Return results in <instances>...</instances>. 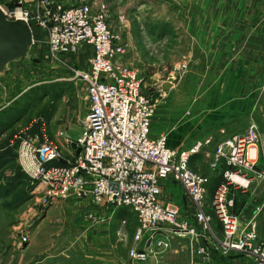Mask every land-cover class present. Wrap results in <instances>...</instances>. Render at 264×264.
<instances>
[{
    "label": "rangeland",
    "instance_id": "rangeland-1",
    "mask_svg": "<svg viewBox=\"0 0 264 264\" xmlns=\"http://www.w3.org/2000/svg\"><path fill=\"white\" fill-rule=\"evenodd\" d=\"M86 1L95 11L106 7L110 29L125 49L122 63L142 78V91L156 107L152 135L163 134L171 149L187 152L208 137L214 146L222 123L232 136L254 126L257 169L262 168L264 0ZM0 5L6 11L15 7ZM31 30V61L22 62L24 67L19 69L12 64L0 76V106L11 103L9 118L21 120L15 133L43 120L47 138L66 148L65 131L72 141L80 138L88 109L85 88L73 79L72 69L87 71L90 54L78 52L85 55L81 61L54 58L45 32L35 26ZM182 65L187 66L186 72L175 71ZM31 133L39 134L38 125H32ZM12 150L9 147L0 155V264H134L127 252L135 246V215L127 209L94 210L88 202L73 200L43 207ZM211 151L202 148L189 161L191 170L209 180V197L226 169L224 164L216 171L209 169ZM167 187L171 193L163 187L161 201L177 208L180 220L192 218L195 223L187 197L186 201L174 184ZM263 195L260 182L234 198L233 211L242 227L253 220L257 235ZM87 212L97 214L100 223L88 224L83 219ZM214 227L219 234L216 223ZM205 238L197 243L190 237L174 239L170 249L184 254L192 250L196 262L200 259L194 249L210 246ZM231 255L251 262L241 254L214 253L208 263Z\"/></svg>",
    "mask_w": 264,
    "mask_h": 264
},
{
    "label": "built area",
    "instance_id": "built-area-1",
    "mask_svg": "<svg viewBox=\"0 0 264 264\" xmlns=\"http://www.w3.org/2000/svg\"><path fill=\"white\" fill-rule=\"evenodd\" d=\"M1 10L8 20L20 18L30 28L45 32L54 58L74 56L81 48L91 52L87 71L72 69L88 103L82 134L75 142L78 155L65 160L61 148L47 138L43 120L14 136L19 169L43 207L73 200L88 202L94 210L127 209L138 222L135 246L128 252L134 264H148L150 258L166 254L173 238L190 237L197 243L204 236L210 246L196 250L201 264H208L214 253L241 254L254 264H264V243L255 223L252 220L242 227L233 211L236 194L264 183V164L257 169L254 126L215 146L209 169L216 171L223 164L226 169L209 197V180L191 170L189 161L211 140L177 152L168 147L165 135L151 134L156 107L143 93L138 72L122 63L125 49L110 29L104 5L95 11L86 0L72 6L36 0L32 9ZM186 70L185 65L175 69ZM32 125L40 126L39 134L31 133ZM165 180L182 188L195 223L180 220L177 208L160 203V183ZM83 219L90 225L100 223L99 216L90 212ZM213 219L219 223L220 234L212 230Z\"/></svg>",
    "mask_w": 264,
    "mask_h": 264
},
{
    "label": "crops",
    "instance_id": "crops-1",
    "mask_svg": "<svg viewBox=\"0 0 264 264\" xmlns=\"http://www.w3.org/2000/svg\"><path fill=\"white\" fill-rule=\"evenodd\" d=\"M54 1L55 2H59V3L63 4V5H65V6H72V5H74V4H76L78 2V0H54ZM35 2H36V0H0V4L1 3H3V4H13L14 6H16L18 3H21L22 4V7L23 8H27V9H32L33 8V4ZM0 6H3V5H0ZM112 20L113 19L111 18L110 19V24L111 25H112ZM85 51H87V54L88 53L90 54V56L88 54V56L90 58L91 57V52L89 50H86L85 48H81L79 52L82 53V52H85ZM80 54L77 55V56L76 55H74V56L71 55V56H69L67 58L70 59V60L77 59V61H81L82 59L85 60V58H84L85 55H83V54L80 55ZM9 105H11V103ZM9 105L8 106L7 105L0 106V155L2 154V151H5L9 147H13V150L12 151H14V153H15V150H16L15 143H14V136H13L12 141H11L10 135H12V134L14 135V133L16 131V127H18V125H19V124H17V122L18 121H21V120H18L16 122V121H14V120H12V119L9 118V114L12 112V109L9 108ZM7 117H8V119H3V118H7ZM223 124L224 123H222L220 125V127L218 128V131H217L218 133H217V137H216L217 140L214 142L215 145L213 146V143H212L213 142V139H212V137H208V138L204 139L203 142L206 141V140H209V139L211 140V142H210L209 145L203 146L202 147L203 150L209 149V147H210L211 150H212L211 151V153H212L214 151L215 146L219 142H221L224 139L232 136V135H229L227 133L228 132L227 131V127L225 129V126H228V125L227 124H224L223 125ZM38 129H40V126L39 125H38ZM63 137H64L63 139L65 141L64 142L65 144L64 143L63 144L66 147V148H62L61 147L62 153H63V158L65 160H71L74 156L77 155L76 154V149H72L71 146H72V144H75V142H77V140L79 138L76 141L70 140L68 138V136H67V131H65V134L63 135ZM67 140L70 143H68ZM66 142L68 143V145H67ZM167 145H168V143H167ZM172 150H175L177 152H180V151H178L179 149H176V148L175 149H172ZM194 156H196V154L191 155L190 159H192V157H194ZM190 163H189V165H190ZM169 184H174L178 188V191L180 190L181 195L187 201L186 196H185L182 188L178 184L172 182L171 180H165V181H162L160 183V186H161V196H162V190H163L162 188L164 187V190L165 191L168 190L167 185H169ZM168 192H169V190H168ZM170 193H171V191L169 192V194ZM161 196H160V201H161V198H162ZM263 197H264V195L262 196V198ZM160 203L163 204V205H165V206H171V204L164 203L162 201ZM191 211H192V214H193V210L192 209H191ZM128 212H130V211H128ZM189 220H190L189 222L194 223L192 218L189 219ZM215 223L218 226L219 234H220L221 233V228L219 226V223L215 219H213V223H212L213 228H215L214 227ZM257 231H258V235L260 236V238L264 241V211L262 212V214L259 216V218L257 220ZM216 233H217V231H216ZM134 234H135V231L133 232V236H134ZM174 239H179V238H173L172 240H174ZM180 239H182V238H180ZM201 242H203V240ZM132 243H133V240H132ZM172 243H174V241ZM197 249L198 248H195L194 249L193 254H195V252H196ZM182 253H183V250H175L174 247H171V249L166 254L158 257L157 259L150 258L148 264H201V260H195L196 262H194V259L192 258V254H191L192 253V250H191V253L188 252V251H186L185 254L184 253L182 254ZM127 254H128V252H127ZM178 255H180V256H178ZM233 257L234 256L231 255L228 258H219L216 261H213L211 264H254L252 262H248L246 260L239 259V257H237V256H235L236 258H233ZM208 264H210V263H208Z\"/></svg>",
    "mask_w": 264,
    "mask_h": 264
},
{
    "label": "water",
    "instance_id": "water-1",
    "mask_svg": "<svg viewBox=\"0 0 264 264\" xmlns=\"http://www.w3.org/2000/svg\"><path fill=\"white\" fill-rule=\"evenodd\" d=\"M20 9L22 4L15 6ZM33 34L30 26L22 19L8 20L0 8V76L9 71L10 65L16 69L23 68L22 62L31 61V49L33 46ZM72 149H79L72 144ZM149 242L147 244V247Z\"/></svg>",
    "mask_w": 264,
    "mask_h": 264
}]
</instances>
